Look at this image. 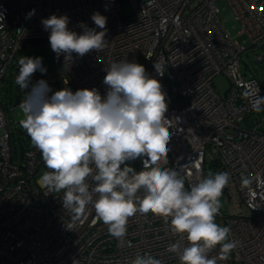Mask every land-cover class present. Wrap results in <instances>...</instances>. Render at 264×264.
Masks as SVG:
<instances>
[{"label":"built area","instance_id":"2783aa9c","mask_svg":"<svg viewBox=\"0 0 264 264\" xmlns=\"http://www.w3.org/2000/svg\"><path fill=\"white\" fill-rule=\"evenodd\" d=\"M120 1L0 0V83L18 50L49 43L42 19L66 15L68 28L79 33L80 22L96 27L94 12L105 16L107 48L83 57L73 54L71 60L54 53L60 75H38L37 80L73 92L95 87L103 95L105 66L125 57L142 60L166 93L172 136L165 167L182 168L186 187L204 174L207 160L215 162L214 172L230 174L223 190L235 194L242 210L232 214L220 208L215 222L229 226V240L240 245L218 264H264V111L252 110L244 95L257 86L264 97V84L240 70L241 53L252 46L258 49L253 61L264 72V0H226L247 45L229 34L218 15V0H128L131 11L126 15ZM32 10L34 15L27 17ZM154 62L166 66L163 76ZM217 74L228 78L223 92L215 88ZM11 133L0 101V264H129L144 253L162 264L179 261L167 246L177 240L186 244L185 237L173 234L170 224L152 213L129 218L124 246L96 221L94 210L68 230L72 213L62 206L63 191L49 193L40 184L48 170L40 151L32 143L13 151ZM131 166L139 171L142 163L136 160ZM247 176L254 177L250 187L242 184ZM253 203L259 207L252 208ZM218 250L219 245L209 255Z\"/></svg>","mask_w":264,"mask_h":264},{"label":"clouds","instance_id":"9594fccd","mask_svg":"<svg viewBox=\"0 0 264 264\" xmlns=\"http://www.w3.org/2000/svg\"><path fill=\"white\" fill-rule=\"evenodd\" d=\"M31 15L34 10L27 17ZM3 18L0 13V21ZM91 19L96 27L80 22L79 33L68 28L66 15L42 19L57 58L71 60L73 54L83 57L108 47L106 17L94 12ZM18 65L15 82L26 93L19 104L23 118L18 123L48 169L40 177L41 186L49 193L63 191L62 206L72 213L65 225L68 230L94 210L96 221H102L109 235L124 246L129 218L152 213L169 223L173 234L185 237L186 244L177 240L167 246L180 264H218L230 258L240 242L229 240V226L215 222L230 174L201 172L186 187L182 168L165 167L172 136V124L165 116L166 93L143 65L126 57L110 62L104 68L103 95L95 87L53 91L44 79L33 82L34 73L46 72L40 57L21 55ZM165 67L153 64L160 76ZM258 93L257 86L244 93L257 113L264 111V97ZM136 160L142 163L139 171L131 166ZM253 181L247 176L242 184L250 187ZM218 245V255L210 256ZM129 264L162 261L144 253L136 254Z\"/></svg>","mask_w":264,"mask_h":264},{"label":"rangeland","instance_id":"374dc122","mask_svg":"<svg viewBox=\"0 0 264 264\" xmlns=\"http://www.w3.org/2000/svg\"><path fill=\"white\" fill-rule=\"evenodd\" d=\"M218 7V15L224 22L229 34L233 38L237 39V41L241 44L247 45L248 40L246 36L237 33L239 24L238 21L232 16V12L227 1L218 0ZM120 10L123 15H126L131 11L128 0L120 1ZM251 49L252 46H248L246 50L241 53L242 58L240 70L245 77L255 75L261 81V83L264 84V73L258 70L260 66L253 61V53L258 49H252V51ZM21 55L42 58V65L44 68H46V72L42 74L43 77H53L60 75L58 66L55 63L54 52L51 50L49 43L45 41L32 43L18 50L15 54V57L7 67L4 77L0 83V101L9 122V128L12 130L10 135V145L13 151L15 150L17 153L21 151L23 145L32 143L26 131L18 123V121L23 118L21 110L19 109V100L22 101L26 95L25 91L21 89L15 82L19 69L18 60ZM135 61L142 65V60ZM40 74L41 73L39 71L34 73L32 79ZM213 81L215 88L219 92H223L228 85V78L222 74H217ZM11 106H13V108H11ZM220 201L222 205L221 209L225 212L237 213L241 212L242 210L235 194L229 195L228 192L224 193L220 197ZM168 264H180V261L169 262Z\"/></svg>","mask_w":264,"mask_h":264},{"label":"trees","instance_id":"16d2710c","mask_svg":"<svg viewBox=\"0 0 264 264\" xmlns=\"http://www.w3.org/2000/svg\"><path fill=\"white\" fill-rule=\"evenodd\" d=\"M262 72V71H261ZM262 73H264V72H262ZM215 165V162L214 161H212V160H207V163H206V170L204 171V174H207L209 171H212V172H214L213 171V169H214V166ZM207 172V173H206ZM224 193H226V191L225 190H223V194ZM225 212V211H224ZM226 213H228V212H226ZM229 213H231V212H229ZM232 214H240V212H237V213H233L232 212Z\"/></svg>","mask_w":264,"mask_h":264},{"label":"water","instance_id":"95a60500","mask_svg":"<svg viewBox=\"0 0 264 264\" xmlns=\"http://www.w3.org/2000/svg\"><path fill=\"white\" fill-rule=\"evenodd\" d=\"M40 75H42V73H41ZM44 80L47 81L48 85L51 87V89H52L53 91L58 90V89L56 88L55 84H53L52 82H50V81L47 80V79H44ZM33 82H35V81H33Z\"/></svg>","mask_w":264,"mask_h":264},{"label":"flooded vegetation","instance_id":"af4514ba","mask_svg":"<svg viewBox=\"0 0 264 264\" xmlns=\"http://www.w3.org/2000/svg\"><path fill=\"white\" fill-rule=\"evenodd\" d=\"M39 79H41V78H39ZM39 79H38V80H39ZM32 80H33V81H36V80H37V77H34V79H32Z\"/></svg>","mask_w":264,"mask_h":264}]
</instances>
